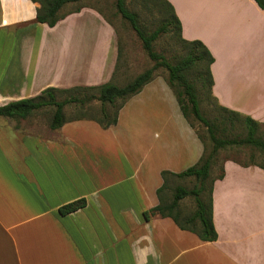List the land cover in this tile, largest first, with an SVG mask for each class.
<instances>
[{
  "label": "crops",
  "instance_id": "0c3cea01",
  "mask_svg": "<svg viewBox=\"0 0 264 264\" xmlns=\"http://www.w3.org/2000/svg\"><path fill=\"white\" fill-rule=\"evenodd\" d=\"M167 1L181 36L214 58L218 104L264 123V10L255 0ZM37 7L0 0V105L113 75L115 29L96 7L84 3L53 27L36 21ZM165 85L147 83L108 128L79 119L51 129L37 112L0 115V264H264L257 165L224 161L212 187L214 241L145 216L158 203L161 172L185 170L204 149ZM81 198L85 206L60 213Z\"/></svg>",
  "mask_w": 264,
  "mask_h": 264
},
{
  "label": "trees",
  "instance_id": "16d2710c",
  "mask_svg": "<svg viewBox=\"0 0 264 264\" xmlns=\"http://www.w3.org/2000/svg\"><path fill=\"white\" fill-rule=\"evenodd\" d=\"M31 1L38 3L36 21L45 23L49 27H53L65 15L80 11L81 7L84 6L83 0ZM153 1L160 5L164 15L156 28L152 31H146L139 21L138 14L129 10L126 6V0H114L116 12L129 23L140 39L144 52L153 61L154 64L150 68L138 73L124 85H118L109 80L90 86L78 85L70 88L47 87L34 97L22 98L0 105V115L15 119L26 118L39 109L51 106L53 107V111L48 122V127L51 129L59 128L66 121L79 119L94 120L101 127L108 128L117 122L118 112L125 102L153 80L155 69L158 67L165 68L167 70L166 82L175 95L184 118L193 128L191 116L205 126L212 148L207 151L203 138L194 128L204 146L201 157L196 164L180 172L173 173L166 170L161 172L163 183L157 189L158 203L145 212V216L158 214L161 217H170L180 229L195 233L200 240L214 241L217 239L218 234L213 224L212 187L213 182L223 177L224 174L222 165L219 175L211 177L214 158L220 149L244 145L256 148L264 157V140L256 136L260 124L247 115L218 104L212 94L213 77L211 64L214 58L211 52L200 40H187L181 36L180 20L167 0ZM255 2L264 10V0H255ZM71 5L72 7L68 8ZM99 12L102 14L101 11ZM103 17L106 19L104 15ZM108 22L112 25L110 21ZM170 31L175 34L174 36L181 45V55L174 62L170 61L162 53L157 52L153 46L154 42L163 33ZM117 63L118 61L115 64L112 77L115 74ZM198 89L203 90L206 95L211 97L221 110L233 114L243 121L246 128L244 137L230 139L217 135L218 127L215 124L213 125L200 111ZM76 90H91V93L79 95L78 93H73ZM65 92L71 93L68 97L58 99V94ZM93 100H97L100 103L99 116H82L71 119L65 117L64 107L66 105L73 103L76 106L83 107ZM107 106L114 108L112 114L108 112ZM240 164L244 166L249 165L246 163ZM251 164L264 169V164L262 163ZM185 177H193L195 179L196 183L192 188L175 184L177 179ZM207 181H209L208 186H206ZM188 196L194 198L195 204L193 211L189 213L185 212L180 204L181 200ZM85 203V199H77L61 206L59 211L61 214H66L85 206Z\"/></svg>",
  "mask_w": 264,
  "mask_h": 264
},
{
  "label": "rangeland",
  "instance_id": "374dc122",
  "mask_svg": "<svg viewBox=\"0 0 264 264\" xmlns=\"http://www.w3.org/2000/svg\"><path fill=\"white\" fill-rule=\"evenodd\" d=\"M83 3L96 7L102 14L110 21L115 29V40L117 46V52L119 51L118 63L115 74L111 77V81L118 85H124L130 81L138 73L150 68L154 63L144 52L141 41L137 37L136 33L130 27L129 23L124 20L117 12L114 6V0H83ZM126 6L129 10L138 14L139 21L142 27L146 31H152L156 28L162 18L163 11L155 1L153 0H126ZM72 5L68 8H71ZM83 23V22H82ZM87 28H91L90 25ZM175 34L170 31L163 33L153 46L157 52L162 53L170 61H175L177 57L181 55V45L177 41ZM167 70L163 67H158L154 71V82L156 84H162L165 81V86H168L166 82ZM199 94V106L203 116L208 118L213 125L217 128V135L230 139H238L244 137L246 134V128L243 121L230 113L221 110L214 100L206 95L202 90L198 89ZM71 92L59 93L58 99L68 97ZM73 93L82 95L84 93H91V90H76ZM152 103V102H151ZM156 108V105L153 104ZM108 112L112 114L114 108L107 106ZM166 106H160L161 111L168 112ZM53 111V107L48 106L39 109L36 116L33 118L40 124H46L48 122ZM65 117L67 119L88 116L97 117L100 114V103L97 100H93L83 107L76 106L71 103L64 107ZM191 121L196 129L197 133L203 138L207 151L212 148L211 141L208 137L205 126L198 120L191 116ZM257 137L264 140V123L260 124L257 130ZM227 159H233L239 163H262L264 164V157L260 152L252 146H230L220 149L214 158V165L211 169V177H216L221 172V166ZM196 183L193 177H185L177 179L175 184H181L187 188H192ZM209 185V181L206 182V186ZM181 207L185 212H191L194 209V198L188 196L181 200Z\"/></svg>",
  "mask_w": 264,
  "mask_h": 264
}]
</instances>
